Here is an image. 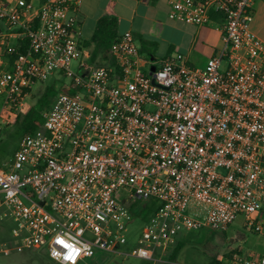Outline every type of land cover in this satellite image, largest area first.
<instances>
[{"label":"built area","instance_id":"obj_1","mask_svg":"<svg viewBox=\"0 0 264 264\" xmlns=\"http://www.w3.org/2000/svg\"><path fill=\"white\" fill-rule=\"evenodd\" d=\"M254 1L166 0L170 20L203 27L217 15L223 45L201 69L183 56L143 60L127 31L110 47L113 65L74 73L77 1L0 0V23L27 42L10 62L17 47L0 36V135L32 85L55 73L70 80L0 166V255L43 249L54 264H84L103 252L174 264L159 254L182 232L226 231L241 217L262 234L264 40L249 30ZM142 201L155 204L144 222L135 217ZM137 221L134 246L119 251ZM226 264H264V254Z\"/></svg>","mask_w":264,"mask_h":264},{"label":"crops","instance_id":"obj_2","mask_svg":"<svg viewBox=\"0 0 264 264\" xmlns=\"http://www.w3.org/2000/svg\"><path fill=\"white\" fill-rule=\"evenodd\" d=\"M77 6L73 14L79 25V58L78 71L105 66L107 63L97 55H93V46L85 47L94 34L98 21L109 17L116 21V35L130 32L136 42L143 60L186 58L187 63L194 68L204 67L208 58L221 49L222 35L213 36L210 27L219 26L217 15L211 14L207 24L212 26L195 27L168 18L169 7L166 0H75ZM253 19L249 30L259 39L264 40V0H255L252 6ZM1 24V23H0ZM2 26V25H1ZM20 33L7 34L9 45H17L21 40ZM213 47L206 52L204 44ZM137 43V42H136ZM138 44V43H137ZM144 66V65H143ZM147 68L144 66V69ZM179 240V237L176 241ZM180 253L171 261L174 264H190L178 260ZM93 259V258H92ZM92 259H89L90 261ZM87 260V261H89ZM86 263V262H85ZM54 264V263H53ZM217 264H226L220 260Z\"/></svg>","mask_w":264,"mask_h":264},{"label":"rangeland","instance_id":"obj_3","mask_svg":"<svg viewBox=\"0 0 264 264\" xmlns=\"http://www.w3.org/2000/svg\"><path fill=\"white\" fill-rule=\"evenodd\" d=\"M0 24V36L9 33H20L18 30H9L5 25ZM211 24H207L209 28ZM213 36H217L219 33L215 26L209 28ZM22 38V37H21ZM137 46L139 42L136 40ZM198 43L204 44L206 52L212 51L213 47L208 43L198 39ZM105 61L104 59H102ZM106 62V61H105ZM78 61L72 62L70 70L74 73L78 72ZM225 64L222 63V68ZM147 71V68L144 69ZM70 80L65 77H61L58 73L49 77L44 82H36L32 85L30 93L27 97L25 107L20 113V120L23 118L26 111L37 106L40 101L47 102L48 108H50L54 98L61 92L63 86L68 85ZM47 110V109H45ZM43 110V113L45 112ZM21 134L19 132V125L14 124L11 126H2L0 135V166H4L6 162H9L12 158L13 151L18 148ZM126 192L121 190L116 196L118 199H122L126 196ZM142 208L147 207L149 201H142L139 203ZM140 222H134L129 228L128 232V247L119 249V251L130 250L135 241L139 237ZM178 242H184V246L178 252V260L189 262L190 264H217L220 260L226 261L231 258L232 255L243 252L249 255H263L264 254V230L262 234H255L247 230L243 226L241 217H238L226 231H211L209 229H202L199 231L182 232L179 235ZM176 241L175 245L178 243ZM9 247H11L9 245ZM175 248V247H174ZM168 249L164 253H160L159 256L169 258L173 255V250ZM177 254V255H178ZM176 255V256H177ZM164 258V259H165ZM171 261V259H168ZM0 264H53L47 257L43 249L40 250H11L8 256L0 255ZM84 264H149L146 261L140 260L133 256H126L122 254H106L103 252H96L95 257L90 261H86ZM165 264V263H154Z\"/></svg>","mask_w":264,"mask_h":264},{"label":"trees","instance_id":"obj_4","mask_svg":"<svg viewBox=\"0 0 264 264\" xmlns=\"http://www.w3.org/2000/svg\"><path fill=\"white\" fill-rule=\"evenodd\" d=\"M36 24L37 22L36 20H34L33 27H36ZM116 38H117L116 21L109 17H103L98 21L93 36L88 42L85 43L84 46L85 47L93 46V55L95 57L99 55L102 59L106 61L107 65L105 66H109V65H113V60L110 56V47ZM26 46H27V42H26V38L24 37L16 45L17 47L16 52L9 56L10 62L14 61L17 58L18 54H23L24 51L26 50ZM105 66H100V67H105ZM61 91L64 92L66 91V89L62 87ZM49 102L50 101L44 102L43 100L37 103V106H33L29 108L21 120L19 117L20 113L14 117L13 123L19 125V132L21 134V137L26 135H32L42 126L44 121L42 112L43 110L48 109ZM15 151L16 150H14L13 153ZM136 206L137 205H133V207ZM154 208H155V204L153 202H149L147 207H143L137 210L135 217H137L140 222H144L147 220L150 213L153 212ZM183 246H184V242H178L177 245H175V248L173 250V255L169 257L171 261L175 260L176 255Z\"/></svg>","mask_w":264,"mask_h":264},{"label":"clouds","instance_id":"obj_5","mask_svg":"<svg viewBox=\"0 0 264 264\" xmlns=\"http://www.w3.org/2000/svg\"><path fill=\"white\" fill-rule=\"evenodd\" d=\"M59 243H61V244H63L64 243V241L63 240H59L58 241ZM67 247H70V246H68V245H66ZM54 255H58L57 253H53ZM65 259H73V257H72V253L71 252H69V254H68V256H66L65 257Z\"/></svg>","mask_w":264,"mask_h":264},{"label":"water","instance_id":"obj_6","mask_svg":"<svg viewBox=\"0 0 264 264\" xmlns=\"http://www.w3.org/2000/svg\"><path fill=\"white\" fill-rule=\"evenodd\" d=\"M154 69H153V67L151 68V71H153Z\"/></svg>","mask_w":264,"mask_h":264}]
</instances>
